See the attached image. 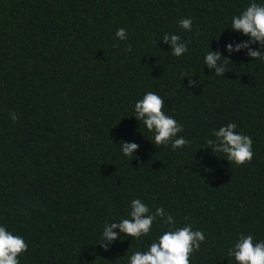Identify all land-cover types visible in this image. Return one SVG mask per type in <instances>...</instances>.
<instances>
[{"label":"trees","instance_id":"16d2710c","mask_svg":"<svg viewBox=\"0 0 264 264\" xmlns=\"http://www.w3.org/2000/svg\"><path fill=\"white\" fill-rule=\"evenodd\" d=\"M247 2L0 0V224L27 243L19 264H125L139 241L95 243L103 221L137 197L205 232L191 264H227L238 232L264 239V65L234 53L216 77L202 64L209 47L242 39L225 28ZM187 16L191 32L177 26ZM165 32L188 51L172 57ZM148 90L183 124V151L153 146L132 117ZM229 121L253 140L239 167L206 144ZM120 139L139 145L133 159Z\"/></svg>","mask_w":264,"mask_h":264},{"label":"clouds","instance_id":"9594fccd","mask_svg":"<svg viewBox=\"0 0 264 264\" xmlns=\"http://www.w3.org/2000/svg\"><path fill=\"white\" fill-rule=\"evenodd\" d=\"M177 26L184 32H191L192 17H181ZM225 29L242 39L226 41L223 52L219 48L212 50L209 47L202 56L203 67H207L216 77H225L232 65L230 58L234 53H243L251 61L264 65V0H248L245 7L231 15ZM114 36L116 40L124 41L128 38L127 30L119 27ZM159 41L168 45L172 57L179 58L188 51V42L179 34L165 32ZM125 51L131 52V46ZM185 76L191 75L182 72L181 77ZM188 84L194 85L191 79ZM165 107L164 99L158 92L144 91L132 105V117L139 127L142 125L151 134L148 140L153 146L183 151L191 141L178 135L183 132L184 126L174 116L168 115L163 110ZM8 115L13 122L18 119L15 111ZM237 128L238 125L232 121L213 128L212 138L207 139L206 144L212 153L219 154V157L239 167L251 161L254 153L251 137L237 131ZM114 144H118L121 156L129 160L133 159L139 148L136 142L123 139ZM124 239H129L130 243L140 242L134 250L126 251L121 256L125 258V264H191L193 255L206 242V235L191 224L180 226L165 208L157 205L150 209L147 203L137 197L128 201L125 214L103 221L95 244L107 250L113 242ZM26 251L24 237L0 224V264H19L21 254ZM224 251L227 264H264V239L255 238L251 232H238Z\"/></svg>","mask_w":264,"mask_h":264}]
</instances>
